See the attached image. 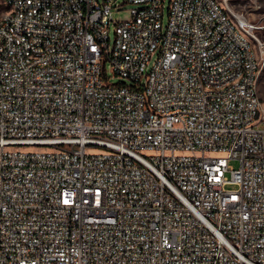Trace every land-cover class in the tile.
I'll list each match as a JSON object with an SVG mask.
<instances>
[{
  "label": "built area",
  "instance_id": "2783aa9c",
  "mask_svg": "<svg viewBox=\"0 0 264 264\" xmlns=\"http://www.w3.org/2000/svg\"><path fill=\"white\" fill-rule=\"evenodd\" d=\"M115 2L0 3V264H264V16Z\"/></svg>",
  "mask_w": 264,
  "mask_h": 264
},
{
  "label": "rangeland",
  "instance_id": "374dc122",
  "mask_svg": "<svg viewBox=\"0 0 264 264\" xmlns=\"http://www.w3.org/2000/svg\"><path fill=\"white\" fill-rule=\"evenodd\" d=\"M124 0H116V2L114 3L115 6H117L118 9L113 8L112 9V19L115 21H124V20H128L129 19V6L127 4L123 3ZM236 7H241V10H245L249 16H251V14H253L255 17H262L264 16V0H256V2H253L252 0H236ZM163 4H164V11H163V25L166 26V22H167V18H168V4H169V0H163ZM122 5V6H120ZM255 6H259L260 8L258 10H253ZM121 8V9H119ZM113 28L114 25H111L110 28V35L113 36ZM258 38L260 40H264V33L259 34ZM156 59V57H152L151 62H153ZM152 64V63H151ZM106 72H107V77L109 82L111 83H121L124 82L121 78L114 76L111 72H110V68L108 65H106L105 67ZM259 91L264 99V81L260 80L259 82ZM91 152H96L97 150H90ZM229 165L233 168V169H237L239 167V162L237 160H230L229 161ZM229 176V174H227ZM228 188H234V186H228Z\"/></svg>",
  "mask_w": 264,
  "mask_h": 264
},
{
  "label": "bare ground",
  "instance_id": "6f19581e",
  "mask_svg": "<svg viewBox=\"0 0 264 264\" xmlns=\"http://www.w3.org/2000/svg\"><path fill=\"white\" fill-rule=\"evenodd\" d=\"M0 3L3 9H10V0H0ZM243 81H246V73H236L233 77L226 78V81L220 82V89H232Z\"/></svg>",
  "mask_w": 264,
  "mask_h": 264
}]
</instances>
